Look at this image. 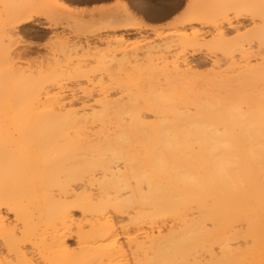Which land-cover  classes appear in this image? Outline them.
<instances>
[{
    "label": "bare ground",
    "instance_id": "6f19581e",
    "mask_svg": "<svg viewBox=\"0 0 264 264\" xmlns=\"http://www.w3.org/2000/svg\"><path fill=\"white\" fill-rule=\"evenodd\" d=\"M13 1L22 7L35 0ZM41 2L74 27L82 23L77 6ZM190 5L177 20L182 29L208 13ZM24 7L12 30L32 20ZM233 10V18L225 11L213 27L215 38L223 44L247 34L252 39L238 57L229 55L231 70L219 77L215 93L196 98L176 90L194 76L193 64L226 62L192 53L182 59L183 69L163 70V85L147 100L117 106L116 114L104 103L100 113L30 115L15 108L17 115L0 116V260L264 264V116L248 117L247 103L233 100L236 93L245 97L264 70V0H242ZM246 21L249 28L240 32ZM134 29L155 27L122 26ZM143 71L151 81L154 69Z\"/></svg>",
    "mask_w": 264,
    "mask_h": 264
},
{
    "label": "rangeland",
    "instance_id": "374dc122",
    "mask_svg": "<svg viewBox=\"0 0 264 264\" xmlns=\"http://www.w3.org/2000/svg\"><path fill=\"white\" fill-rule=\"evenodd\" d=\"M61 1L68 5L78 3V0ZM240 1L117 0L111 10L78 15L82 23L74 27L66 14L56 15L41 0L25 1V7L19 6L17 1L0 0V116L13 114L15 108L25 109L24 114L30 115L51 112L73 115L82 111L89 114L99 112L104 103L116 114L113 111L117 106L127 108L131 102L147 100V94L155 85H163V70L183 69L182 59L192 53L211 60L216 55L226 62L193 64L194 76L182 80L176 90L197 95L196 98L200 94L215 93L216 84H221L219 77L231 70L229 55L238 57L241 44L252 39V34H247L243 39L223 44L212 31L222 21L225 11L230 18L237 14L233 7ZM189 2L190 6L207 8L208 13L201 18V23L182 29L177 20L185 13ZM122 5L127 7V13ZM23 7L32 14V20L12 30L15 15ZM241 11V8L237 10ZM128 17L131 20H127ZM112 20H117V24ZM128 22L135 27L152 26L155 30H122ZM248 24L246 21L240 32L247 30ZM201 33L203 35L194 40L193 36ZM233 36L230 33L227 38ZM182 38L185 42L180 45ZM147 62L154 69L151 81L144 80L143 70L149 67ZM134 69L138 73L135 74ZM25 83L31 86H12ZM263 85L264 70L249 84L250 90L244 89L245 97L240 92L233 99L239 107L247 103L248 117L258 120L264 116V94L258 93ZM119 99L121 101L114 104ZM67 243L74 247L73 240ZM11 261L14 262L0 260V264H12Z\"/></svg>",
    "mask_w": 264,
    "mask_h": 264
},
{
    "label": "crops",
    "instance_id": "0c3cea01",
    "mask_svg": "<svg viewBox=\"0 0 264 264\" xmlns=\"http://www.w3.org/2000/svg\"><path fill=\"white\" fill-rule=\"evenodd\" d=\"M116 2L117 0H78V5L69 3L68 6H77L78 10H83L84 14H89L95 11L111 10L115 7Z\"/></svg>",
    "mask_w": 264,
    "mask_h": 264
}]
</instances>
